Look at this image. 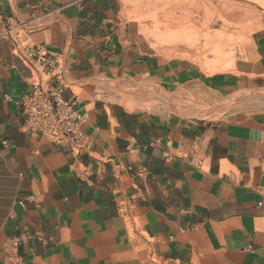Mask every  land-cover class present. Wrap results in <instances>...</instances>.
Masks as SVG:
<instances>
[{"label": "crops", "instance_id": "0c3cea01", "mask_svg": "<svg viewBox=\"0 0 264 264\" xmlns=\"http://www.w3.org/2000/svg\"><path fill=\"white\" fill-rule=\"evenodd\" d=\"M15 42L58 58L51 75L83 118L78 157L25 132L18 101L51 75ZM255 44L262 87L263 32ZM119 69L145 71L125 54L118 0H0V264H264V113L145 117L97 98L93 79ZM203 85L232 96L255 81Z\"/></svg>", "mask_w": 264, "mask_h": 264}, {"label": "rangeland", "instance_id": "374dc122", "mask_svg": "<svg viewBox=\"0 0 264 264\" xmlns=\"http://www.w3.org/2000/svg\"><path fill=\"white\" fill-rule=\"evenodd\" d=\"M118 1L125 54L145 71L93 79L97 98L161 121L227 125L264 113L255 44L264 33V0ZM224 75L255 86L225 96L203 85Z\"/></svg>", "mask_w": 264, "mask_h": 264}, {"label": "built area", "instance_id": "2783aa9c", "mask_svg": "<svg viewBox=\"0 0 264 264\" xmlns=\"http://www.w3.org/2000/svg\"><path fill=\"white\" fill-rule=\"evenodd\" d=\"M13 55L31 72L49 76L58 66V58L43 47L30 48L19 42L13 46ZM58 75H51L34 83L30 96L18 101L25 117L24 130L27 134L61 146L78 157L83 149L85 135L80 126L83 118L72 101L65 98V86ZM12 262L19 258L11 256Z\"/></svg>", "mask_w": 264, "mask_h": 264}]
</instances>
